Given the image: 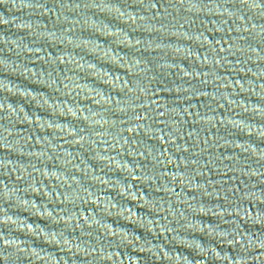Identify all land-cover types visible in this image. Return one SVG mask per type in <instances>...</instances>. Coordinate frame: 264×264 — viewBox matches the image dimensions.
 Here are the masks:
<instances>
[{"label": "water", "instance_id": "water-1", "mask_svg": "<svg viewBox=\"0 0 264 264\" xmlns=\"http://www.w3.org/2000/svg\"><path fill=\"white\" fill-rule=\"evenodd\" d=\"M0 264H264V0H0Z\"/></svg>", "mask_w": 264, "mask_h": 264}]
</instances>
